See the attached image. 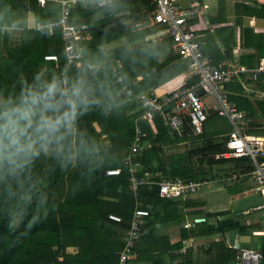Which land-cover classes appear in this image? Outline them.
Instances as JSON below:
<instances>
[{"label": "trees", "instance_id": "1", "mask_svg": "<svg viewBox=\"0 0 264 264\" xmlns=\"http://www.w3.org/2000/svg\"><path fill=\"white\" fill-rule=\"evenodd\" d=\"M171 1L183 11L195 10L189 21L192 27L200 19L199 12H204L199 0L198 5L187 6ZM152 6V0H84L69 4L68 24L75 28L85 25L87 32L80 40L81 57L68 63L62 29L54 27L64 10L59 0H46L43 6L37 0H0V105L18 103L22 91H41L54 79L61 88H79L82 99L73 110L70 124L61 126L50 141L33 137L36 154L17 158L18 167L0 154V264H116L135 210H145L148 215L143 218L134 256L127 264H235L236 250L222 240L170 256L169 252L182 248V240L210 236L212 228L205 222L194 223L188 231L181 229L179 240L167 247L162 245L166 238L155 234L160 226L181 224L191 196L203 183L213 180V166L235 158H203L224 153V134L219 138L206 137L205 131L194 135L188 122L177 133L158 115L151 122L136 121L143 111L140 97L153 96V89L174 74L189 75L179 88H190L197 82L168 36L162 37L167 43L164 46H158L157 38L143 36L151 31L162 32L159 24L150 21ZM233 9L243 18L264 19V5L235 3ZM29 12L33 27L27 20ZM146 17L151 26L132 30L144 24ZM224 18L220 11L210 19L212 28L193 27L200 50L212 65L233 61L230 48L220 36L234 31ZM10 29L21 31L19 44L8 43L6 33ZM239 33L240 47L248 52L236 58L237 64L251 69L258 59H264V35L247 26ZM216 41L228 50V56ZM45 55H56L57 61H45ZM263 79L260 76L254 83ZM241 80L244 85L250 84L244 77ZM241 84L240 80L228 81L221 90L244 113L241 98L246 91ZM47 115L55 119L60 114ZM213 117L217 116L211 115L207 121ZM135 124L142 132L144 147L131 159V165H123L134 139ZM200 137L202 141L196 147L167 155L168 147ZM104 138L108 144L103 146L100 140ZM248 159L236 158L250 162ZM116 169L118 175H106ZM241 172L236 170L229 178L241 177ZM132 179L137 183L135 188ZM162 180H181L197 184V188L178 198L161 199L158 185ZM109 215L118 217L119 222L110 220ZM229 226L231 223L219 227V234ZM260 253L264 264V248Z\"/></svg>", "mask_w": 264, "mask_h": 264}, {"label": "built area", "instance_id": "2", "mask_svg": "<svg viewBox=\"0 0 264 264\" xmlns=\"http://www.w3.org/2000/svg\"><path fill=\"white\" fill-rule=\"evenodd\" d=\"M45 1L37 0L41 6L45 4ZM78 1L84 0H59L64 10L59 22L54 24V27L59 26L62 29L63 53L68 63L81 57L80 40L83 33L87 32L85 25L75 28L68 24L66 7ZM152 1L154 6H152V20L150 21L159 24L162 28L160 36L166 35L173 41L174 48L179 56L187 62V69L197 78V82L193 87L178 88L161 97L154 94L147 98L142 95L140 100L143 111L136 121L151 122L154 115H158L172 131L178 133L181 131L183 123L188 122L191 132L194 135H200L211 114L226 119L230 124V131L224 140L225 151L220 156L223 158H249L254 165L251 172L254 189L264 200V139L244 134L245 114L228 101L226 93L221 90L223 83L235 79L243 73L244 69L234 67L226 62L212 65V60L202 54L193 27L191 24L189 25V21L196 13L194 9L183 11L177 8L171 0ZM206 8L204 5L201 10ZM48 29H51V26ZM43 59L45 61H57L56 55H45ZM261 75H264L263 60L251 72L253 80H257ZM198 91H201L202 94L199 95ZM204 96L211 97L213 104L208 105L204 102ZM170 103H173V106L164 110V106ZM143 145L142 132L139 126L135 124L134 139L129 154L123 159V165H131V159L142 150ZM118 173V169L109 170L106 175H118ZM136 186V181L132 179V187L135 188ZM195 188H197V184L184 183L181 180H162L158 185V197L161 199L178 198L186 195L187 192H193ZM260 209L264 210V202ZM147 215L145 210L134 211L130 228L125 232V242L118 253L116 264H127V261L134 256L133 247L139 235V229L144 224L143 218ZM108 218L119 222V218L114 215H109ZM188 246H195V244L189 243ZM235 250V264H261L262 262L263 257L259 251L237 248Z\"/></svg>", "mask_w": 264, "mask_h": 264}, {"label": "crops", "instance_id": "3", "mask_svg": "<svg viewBox=\"0 0 264 264\" xmlns=\"http://www.w3.org/2000/svg\"><path fill=\"white\" fill-rule=\"evenodd\" d=\"M181 5H198L197 0H175ZM200 5H205L207 8L203 10L204 12H199L200 19L193 26L195 28L205 27L207 29L212 28L211 18H214L220 14L222 11L225 16L224 20L228 25L233 26V33L228 35L220 34L223 43L230 48V56L234 59L238 58L241 53L248 52L247 50L240 47V29L242 27H249L253 30L254 33H260L264 35V19H259L255 17L243 18L239 13L234 12L235 3H243L247 6L258 7L264 5V0H223V3H219V0H199ZM219 9L217 12V6ZM242 18L243 20H239ZM145 23V22H144ZM152 25V22L149 25L145 26L147 28ZM215 25V24H214ZM143 29V28H141ZM140 30V29H138ZM137 31V30H136ZM147 31V29H146ZM145 31V32H146ZM212 31V30H211ZM7 41L10 45L19 44L21 39V31L19 29H10L6 33ZM147 39L157 38L159 41L158 46H164L162 42V37L158 33H149L146 35L143 34ZM161 37V38H160ZM166 42V41H165ZM239 42V44H238ZM217 47L221 51H226L228 56V50L224 46L216 41ZM170 44V43H169ZM168 44V46H169ZM172 48V45L169 46ZM214 49V44L210 45ZM173 49V48H172ZM262 59V58H260ZM259 61V59H258ZM257 61V62H258ZM189 75L187 72L174 74L170 80L161 84L158 88H154L152 93L158 96L165 95L172 90H175L183 85V83L188 79ZM250 84L247 85L246 90H249L252 93H246L242 99V110L245 114V131L244 134L254 136L257 138L264 139V79L261 80V83H254L249 81ZM260 93V94H257ZM251 94V95H247ZM254 94L259 95V100H254ZM204 100V99H203ZM205 102V100H204ZM208 106V105H207ZM263 111V112H262ZM212 115V114H211ZM210 115V116H211ZM209 116V117H210ZM224 120L230 131V124L228 121L221 117H213L211 120ZM208 121H206L207 123ZM203 127V132L205 131V125ZM219 129L222 127V124L219 122ZM211 131H214L211 127ZM215 132V131H214ZM227 134V133H226ZM224 134V136L226 135ZM220 137V134H219ZM185 147L172 145L167 149V155H172L176 153H181L187 149L192 148L188 146L186 142L184 143ZM186 149V150H185ZM211 156L205 155L204 159H229L223 158L221 156H216L212 154ZM232 158V157H230ZM250 162H242L236 160V158L230 162H224L223 164L213 166L212 173L214 175L213 180L203 183L201 187L198 188V191L191 196V205L189 208L184 209V212L187 213L183 222L181 224L171 223L170 225L160 226L158 229H155V234L159 237L166 238L162 241L164 247L171 246L176 243L180 237V230L189 229L194 227V223L205 222L207 226H210L212 229V234L210 236H204L197 239L182 240V248L178 251L169 252L171 257L184 255L187 249L196 248L200 245H206L211 242L224 241L227 247L237 248V249H251V248H239L241 245L246 244V238H244V233H249L250 236H261L262 242L261 246L256 250L261 252L264 248V210L260 209L264 200L259 196L255 191L254 181L251 177V172L254 169V165L250 159ZM235 161L237 165H235ZM243 165V166H241ZM237 171H242L243 175L240 177L229 178L231 174L236 173ZM195 214V215H190ZM231 223V226L226 227L227 231L222 234H219V227L223 224L226 226ZM225 229V228H223ZM189 243L195 244V246H188ZM72 252V251H68ZM193 253L195 251H192ZM177 262V260H174ZM196 262V257L193 254L192 263Z\"/></svg>", "mask_w": 264, "mask_h": 264}, {"label": "clouds", "instance_id": "4", "mask_svg": "<svg viewBox=\"0 0 264 264\" xmlns=\"http://www.w3.org/2000/svg\"><path fill=\"white\" fill-rule=\"evenodd\" d=\"M234 60L223 62L244 69L243 73L233 81L240 80L246 93H252L246 90L247 85L243 84L241 78L256 81L252 79L251 72L264 59H259L257 65L251 69L238 65L237 59ZM261 76L264 77V75ZM79 103H82L79 88H61L54 79L41 91L32 89H28L26 93L22 91L18 103L12 104L9 101L0 105V154L2 158L6 159L10 165L18 167L17 158L30 153L36 154L33 147L36 139L46 143L59 132L61 126L66 127L70 124L74 116L73 110ZM50 112L60 115L52 119L47 115Z\"/></svg>", "mask_w": 264, "mask_h": 264}, {"label": "rangeland", "instance_id": "5", "mask_svg": "<svg viewBox=\"0 0 264 264\" xmlns=\"http://www.w3.org/2000/svg\"><path fill=\"white\" fill-rule=\"evenodd\" d=\"M27 17H28L27 20L29 22V27H33V21H32L33 15H32V13L29 12L28 15H27ZM119 42L122 43V41H119ZM257 94H260V93H257ZM257 94H254V96H253L254 97V100H255V103H257L256 100H259V95H257ZM247 95L249 96L251 94H247ZM204 100H205V102L208 105H212L213 104V100L209 96H204ZM219 122L222 124V127L220 129H219V124H218ZM211 127L213 128V130L215 132L214 131H211L212 130ZM228 130H229L228 129V126H227V124L225 123L224 120H221V119L220 120H210L205 125V134L206 135H204V136H206V137H213V138H219V134H226L228 132ZM221 136L222 135H220V137ZM200 138L201 139H199V140L197 138H195V139H189L188 138L189 141H187L186 144L188 146H191V147L194 148V147L197 146L196 145L197 142L202 141V137H200ZM216 140L218 141V139H216ZM100 141L103 144V146L108 144V141L105 138L104 139H101ZM180 146L184 147V143L183 144H180ZM67 251H73V249H69Z\"/></svg>", "mask_w": 264, "mask_h": 264}, {"label": "water", "instance_id": "6", "mask_svg": "<svg viewBox=\"0 0 264 264\" xmlns=\"http://www.w3.org/2000/svg\"><path fill=\"white\" fill-rule=\"evenodd\" d=\"M150 21L148 19V17L145 18V23L136 27H133L132 30H138L140 28H144L145 26L149 25ZM223 54L226 56L227 52L223 51ZM198 94L201 95V91H198ZM173 106V103L167 104L164 106V110H168L170 107ZM212 157L209 156L207 158ZM244 238H246V244L245 245H241L239 246V248H251V249H256L259 248L261 246V242H262V237L261 236H250L249 233H244Z\"/></svg>", "mask_w": 264, "mask_h": 264}]
</instances>
